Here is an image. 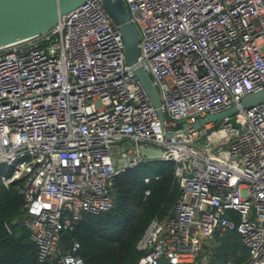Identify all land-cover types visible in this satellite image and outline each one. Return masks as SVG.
<instances>
[{
	"label": "built area",
	"instance_id": "built-area-1",
	"mask_svg": "<svg viewBox=\"0 0 264 264\" xmlns=\"http://www.w3.org/2000/svg\"><path fill=\"white\" fill-rule=\"evenodd\" d=\"M125 1L163 121L104 0H86L0 47V185L24 195L40 260L87 264L81 242L67 249L61 236L114 206L118 176L151 160L145 144L174 162L181 194L148 225L134 264H198L217 231L242 235L243 264H264V102L235 113L239 126L194 125L264 87V0Z\"/></svg>",
	"mask_w": 264,
	"mask_h": 264
},
{
	"label": "trees",
	"instance_id": "trees-1",
	"mask_svg": "<svg viewBox=\"0 0 264 264\" xmlns=\"http://www.w3.org/2000/svg\"><path fill=\"white\" fill-rule=\"evenodd\" d=\"M5 170L1 164L0 173ZM180 194L173 161L151 159L126 169L117 178L114 206L85 214L73 232L86 263L134 264L143 254L137 243L144 231L154 218L173 213ZM24 202L17 186L0 185V264H52L40 260L38 245L22 222ZM204 254L206 264H243L249 255L237 231H217L199 258ZM160 264L172 263L164 259Z\"/></svg>",
	"mask_w": 264,
	"mask_h": 264
},
{
	"label": "water",
	"instance_id": "water-1",
	"mask_svg": "<svg viewBox=\"0 0 264 264\" xmlns=\"http://www.w3.org/2000/svg\"><path fill=\"white\" fill-rule=\"evenodd\" d=\"M86 0H0V47L22 40L53 28L61 15L78 7ZM105 6L112 18L119 24L125 39L126 62L133 66V72L141 81L142 86L158 108L161 120L164 113L161 109V97L149 71L141 64H136L140 56V32L136 24L131 21L130 12L125 0H104ZM264 102V87L245 95L239 104L217 113H209L197 120L195 127H201L209 121H219L232 116L236 125L235 113L241 108H248ZM144 155L151 159H159L163 151L145 144L141 145ZM73 235L64 232L61 236L65 248H69Z\"/></svg>",
	"mask_w": 264,
	"mask_h": 264
},
{
	"label": "rangeland",
	"instance_id": "rangeland-1",
	"mask_svg": "<svg viewBox=\"0 0 264 264\" xmlns=\"http://www.w3.org/2000/svg\"><path fill=\"white\" fill-rule=\"evenodd\" d=\"M207 260H208V256L204 254L202 258H199L198 264H206Z\"/></svg>",
	"mask_w": 264,
	"mask_h": 264
}]
</instances>
